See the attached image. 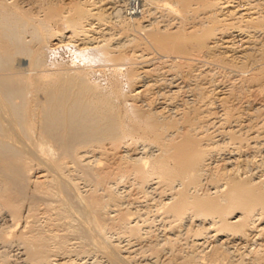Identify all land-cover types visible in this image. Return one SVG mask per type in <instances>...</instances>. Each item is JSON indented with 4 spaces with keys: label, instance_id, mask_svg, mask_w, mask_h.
I'll return each mask as SVG.
<instances>
[{
    "label": "bare ground",
    "instance_id": "bare-ground-1",
    "mask_svg": "<svg viewBox=\"0 0 264 264\" xmlns=\"http://www.w3.org/2000/svg\"><path fill=\"white\" fill-rule=\"evenodd\" d=\"M19 1L0 0V210L8 217L0 226V264H157L160 250L168 253L165 264H229L224 259L233 251L231 240L262 234L264 179L233 167L232 160L239 158L234 152L219 160L212 157L211 147L218 142L201 132L206 124L198 121L199 114L189 115L176 105L164 113L163 106L149 104L141 93L152 85L148 87L146 72L153 62L149 67L140 64L146 57L135 47L155 43L181 51L191 42L204 48V37L217 31L208 18L230 24L257 17L259 22L250 5L204 0L211 5L208 18L189 34L179 23L171 29L169 22L159 23L163 12L182 16L178 2L186 5L188 0H27L25 6ZM157 10L163 14H155ZM259 15L262 20L263 13ZM239 24L206 47L217 42L231 53L240 51L233 42ZM126 47L133 61L124 74L128 89L93 82L90 69L124 54ZM61 48L72 52L70 63L59 58ZM161 54L155 56L164 62L161 67L185 62L188 70L194 63L189 56L178 60L177 55ZM175 73L162 77L170 94L179 87ZM259 86L264 93V82ZM121 97L131 101H125L124 110ZM231 127L225 136H241ZM255 131L250 137L258 135ZM203 135L208 141L201 140ZM105 141L117 159L110 168L97 155ZM154 191L160 194L153 206L167 229L160 239L145 240L150 232L147 212L134 199ZM191 233L189 250L179 254V239ZM255 240L245 264H264V242ZM11 242L19 247L14 258L7 252ZM145 251L150 257L136 256Z\"/></svg>",
    "mask_w": 264,
    "mask_h": 264
},
{
    "label": "rangeland",
    "instance_id": "rangeland-1",
    "mask_svg": "<svg viewBox=\"0 0 264 264\" xmlns=\"http://www.w3.org/2000/svg\"><path fill=\"white\" fill-rule=\"evenodd\" d=\"M21 1H23L21 4H24V6H25V3L27 0H21ZM21 1H19V4ZM203 1L204 0H188L187 1V3L189 2L188 5H187V3L185 5L183 3L178 2L179 10H180L179 12L182 14V16H179L177 14L175 15L171 12L170 13L166 12L168 14V15H166V13L163 12L164 10L163 11L161 10V13L163 12L164 15H161L159 18L163 17L164 19L163 18H162L163 20L160 19L161 21L159 20V23L160 22H162V23L163 22H165V23L169 22L170 24L168 23L167 26H170V27H167L168 29L174 28L175 26H173V24L176 25L177 23H179L180 26L181 25H182V27L184 26L183 28L185 29L186 32H188L189 34H191L190 32L194 33L196 29L202 27V26H200V25H202L201 23L205 22V20H207V18H208V17L206 18V14H208V9L210 8L209 6H211V5H209L208 3H204ZM220 1H223V0H220ZM248 2H249V4H248ZM203 3L206 4V6ZM229 3L230 4L232 3V5L239 3V5H238L239 8H240V6L242 8V7H246V6L250 5L249 10L251 11V13H253L251 15L252 16L258 15L260 18L259 19L260 21L258 22L257 17H255V18H257V20L253 17V18H251V20L249 19L248 22H247V20L244 22H242L243 20L240 21L243 24L245 22H247V23H245L246 25L244 24L245 26L242 23L240 26L239 21H232L230 24L226 23L227 24L226 25L224 23V20H222V19L221 20L216 19V20L212 21L211 18H208V22L213 23V25L215 26L217 31H215V29L213 28L214 30L212 29L213 30L212 33H214V34L211 33V36L209 37L210 33H208V35H206L204 37V39H208V40H206V41L204 40V43H205L203 45L204 48H201V49L199 48L200 46L193 45L191 42H190V44L187 45L188 48L186 47V49L181 50L182 52L181 51H173V50L172 51L171 50H165L164 48L162 49L161 46L160 47H158V45L156 46L155 43H154L155 45L153 43L146 44V45H135L136 49H138L136 53H138V51L139 52L141 51V53L144 55V57L147 58V60H146V58H144L143 61L141 60L142 58L141 59L139 58L140 64L145 63L146 66L149 67L152 62L153 63L155 62V64L152 63L153 66L151 64L150 69H149L150 71L148 70L146 72L147 74L145 73L147 75L146 77H148L149 75L152 77V79H151L149 76L147 78V82L150 81V82H148L149 83L148 87L152 83V85L150 87L151 88L153 87V89H152V91L150 90V93H149V89H151L149 87V89L147 90L148 92H146L145 94L141 93V95L144 97H147L148 100L150 99L149 104L152 105L153 107L159 109L160 106H163L161 109L165 111L164 113L167 112L166 111L167 108H170V106L174 107L176 105L180 109L182 107L183 110L185 109L186 111H188L189 115H193V113H195V114L197 113V115L199 114L197 116L198 121H200L201 125L206 124L205 126H203L204 128L202 129L201 132L203 133L206 130L207 133L205 132V134L207 136L211 137V139L216 140L218 142L217 144L214 145L215 147H211L210 151L212 152V150H213L212 157L219 160L220 157H225V155L229 156L228 155L229 152H231V153L234 152L233 154H235L236 156L239 155L238 156L239 158L235 157L234 158L235 160L234 159L232 160L231 164L233 167L240 170V172H244V171L249 172L248 170H250L251 173L255 172V173L259 174L260 177H262L264 179V163H263L264 162V125H262L263 124L262 120H264V116H263L264 115V93L263 92L261 93V91H259V87H260L259 85H261V83L264 82V70H263L264 69V46H263L264 45V20H263L264 19V0H249V1L248 0L247 1L246 0H230ZM254 3H255V5H254ZM29 4H32V5H30L29 8L30 9L32 8L34 10L35 6L33 5V3H29ZM105 4H108V3H105ZM258 12H259V14L263 13L262 20H261V15H259ZM159 13L160 12H158V10L155 11V14L158 15ZM167 16H168V18H167ZM233 19L234 18H231V20H233ZM219 21H221L222 24ZM234 22H236V24L238 22L239 27H240L238 30H236V32L239 30L240 31L237 32L238 34L236 37L234 36L233 42H234V45L236 46V48L238 47L237 49H239L240 51L236 50L235 52L232 51V53H231L230 50L228 51L227 49L222 48L219 45V43H217V42H216L217 45L216 44L213 46L209 45L208 47H206L207 42H208V44H212L211 41L213 42V40H216V41L219 40V38L221 36H224L223 34L225 32H226V34L228 33V30H231V29L235 30V28H237V27H235L236 24ZM216 23H219L221 26L220 25L217 26ZM227 26L230 28H227ZM221 27H222V29H221ZM223 28H225V30ZM193 30H194V32H193ZM248 31H251V32H248ZM247 35H248V37H247ZM227 36H229V35H227ZM245 38H247V39H245ZM147 45L151 46V47H148V49H147V47H146ZM203 46L201 45V47H203ZM243 46H245V47L247 46L246 49ZM144 47H146V48H144ZM128 48L130 49V47H128ZM128 48L126 47L125 51L123 50L124 54L119 55L117 57H113L114 59L112 58V60H111V57H109L110 59L109 58L104 59L103 61L100 62L101 64L99 66H97V67L94 66L93 68H91L90 74L93 76V78H92L93 82H95L96 84H98L101 87H104L106 89H110V88H112V86H114L116 84L122 89V91H125L126 89H128L127 85L125 84V80H124L125 72H127V70L132 69L131 66H129V64H130L129 62L132 61V58L130 59L128 57L129 56L128 54L130 53V52H127L129 50ZM136 49H135V51H136ZM163 50H165V51H163ZM185 50H186V52H185ZM202 50H204V51H202ZM245 50H247V52ZM61 51H62V56H59V58H61V57L66 58L68 63H70V61H71L70 60V58H71L70 53L72 54V52L70 50L66 51L63 49ZM199 51H201V52H199ZM172 52H174V53H172ZM146 53H148V54H146ZM160 54H161L162 58L165 57L164 56L165 54L170 55V58L173 55H177L179 58L178 60H184V59H186L185 57L189 56L190 58H187V60L189 59L188 61H191L190 63L194 62V63H192V67L190 66L192 69L194 68V70H192L191 68H188V70L186 68V70H185V65H184L185 62H183V66H182V64H180V66L177 65V67H170V66H168V64H164V65L162 64V66L164 67V69H163V67H161L160 63H164V62L159 63V61H156L157 59L155 58V56H160ZM241 54H242V56H241ZM150 55H151V57H150ZM224 55H226V57ZM150 59H152L153 61H151ZM146 61L148 64L146 63ZM149 61H151V62H149ZM157 65L160 66L161 69ZM261 66L263 68H261ZM155 67L159 70L157 71L156 69H154ZM169 67H170V69H169ZM195 67L196 68L198 67L197 70H195ZM177 68H179V70L181 68L180 71H182V72H180V73L177 72V74H176L175 73L176 71H174V70H176ZM148 72H151L152 75ZM173 72L175 73L174 79L178 76V73H179V76L181 75L180 77L178 76L176 78L175 83L179 84V87L177 89L178 90L182 89V90H179L180 91L179 92L176 89L178 93L175 90L174 91L175 93L172 92L170 94L169 92L166 91L168 89L167 85L165 84L167 80L166 79L164 80V78H162V77L170 78L169 75L173 74ZM168 73H169V75H168ZM195 74H197V75H195ZM156 77H157L158 81L156 79L155 80L156 82L155 81L153 82L154 78H156ZM161 79L164 82L161 81ZM175 83H171V84H169V86L170 85L172 86ZM197 87L201 91V96H200V94H198L199 90ZM200 88H202V89H200ZM167 93L170 94L169 96L170 97L172 96L173 99H172V97L170 99H168L169 96L167 95ZM160 95H161V97H160ZM122 97L119 100V104H120V107L122 108V110H124L123 108L125 107L126 102L130 103L131 101L129 99H125ZM179 104H181V105L179 106ZM261 108H262V111L259 110ZM254 109L257 110V112H254ZM223 110H224V112H223ZM225 111H227V113ZM228 112H229V114H228ZM259 112H260V114H259ZM251 115L253 118L251 117ZM124 116L125 117H123V119L125 122H127L128 116L125 115V113H124ZM237 116H238V118H236ZM248 116L250 117V119ZM180 120L183 121V122L182 121L180 122L181 125L186 127V125H187V122H185L186 120H183V119H180ZM207 120H209V121H207ZM238 120H239V124H238ZM205 121H206V123H205ZM246 122L249 123V126H248L249 128L247 126L241 127V125H244ZM260 122H262V124ZM242 123H244V124H242ZM229 124H231V125L233 124L232 125L233 127H231V125L229 126ZM227 127L228 128L231 127L232 129L238 128L240 130V131L238 130V132H241L240 133L241 136L238 135L239 137L236 136L232 139L230 136H225L228 134L225 131V129H227ZM254 131L258 135H254V137H250L252 135L251 133ZM206 135H203V138H201V140L208 141V140H206V137H207ZM240 137H242V138H240ZM204 138H205V140H204ZM235 138L237 141L235 140ZM231 140H234V141L231 142ZM249 140H252V141H249ZM228 142H230V143H228ZM234 142H236V143L239 142V143L236 144ZM247 142H251L250 143L251 146L249 145V143L247 144ZM253 142L255 143V145H252ZM256 145H258V148ZM238 146H240V147H238ZM108 147H112L110 145V143L107 141L103 142V150L104 151L101 149V152L98 153L97 155L99 156V159L102 163V166H104V167L106 166V167L110 168L109 165H113V163L116 162L117 159H116V157H114V155L110 154L112 149L108 148ZM232 147H233V149H232ZM234 147L235 148L237 147L236 150ZM243 155L248 160L247 159L245 160ZM237 159H239V160L241 159L240 162L239 161L236 162ZM218 162L220 164L221 161H218ZM233 163H235V164H233ZM231 164H228L227 166H229V165L231 166ZM217 175H218V177H221V175L219 176L218 172H217ZM209 182H211V181H209ZM154 193H155V195H154ZM159 194L156 191H154L153 193H151L147 197H145V198L138 197V199L135 198V196H134L135 194H130V197L134 196L133 197V198H135L134 200L137 201L136 203L134 202V204H139V206H141L142 209L147 212V213L146 212L145 213L148 216L147 226H148V228H150L149 229L150 232L148 233V235L146 234V236L143 237V239L146 238L145 240L155 239V238L160 239L162 237V233L165 232L164 230L167 229V228H165L164 222L161 220L159 215H157V213H156L157 210H155V207L153 206L154 203L156 202L155 199L158 198ZM138 200H139V202H138ZM7 219H8V217H7L6 213L4 214V212L3 211L1 212V210H0V226L3 225ZM260 220H261V223H264L263 217H261ZM262 231L263 230H261V232H260L262 234H259L255 238L251 234H249V235L247 234L248 236L241 234V237H242L241 239L234 238V241L231 240L229 243L230 244L233 243L231 245V250H233V251L230 254H227L228 257L226 258V260L224 259V261H225L224 263L230 264V262H231V264H245L246 260L248 259L249 254L252 253V251L250 253L247 252L250 247L254 246L252 240L256 239L255 242H257V241L264 242L263 241L264 240V238H263L264 237V231L263 232ZM191 234L193 235V233H191ZM191 234H189L187 237L182 236L183 238L179 239V241H178L179 244L177 243L179 246L176 245L178 252L182 249L179 252V254H182V253H184V251L189 250L188 249V248H190L189 244H190L191 240H193V238H194V235L192 236ZM207 238H209V239H207ZM207 238H206L207 240L211 239L210 237H207ZM258 238L259 239L261 238L262 240L261 239L259 240ZM240 241H242V242H240ZM133 242L135 243V240L131 239L130 243H133ZM188 245H189V247H188ZM182 247H184V248H182ZM18 248L19 247H18L16 242H11L10 245L7 246V252L10 255H12V257L14 258L15 256H13V255H18V253H17L19 250ZM138 253L136 254V256H138L139 258H143L144 256L150 257L149 251H145V253L144 252H138ZM232 254H234V255H232ZM167 255H168V253L165 252V250H160V252L157 255L156 263L157 264H160V263L165 264ZM233 256H234V258H233ZM163 258H165V259H163ZM230 259L233 261H231Z\"/></svg>",
    "mask_w": 264,
    "mask_h": 264
}]
</instances>
